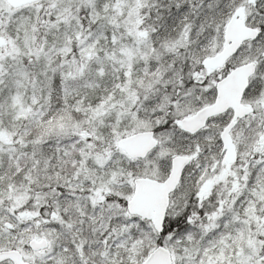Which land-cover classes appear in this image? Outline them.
<instances>
[{
  "label": "snow or ice",
  "instance_id": "1",
  "mask_svg": "<svg viewBox=\"0 0 264 264\" xmlns=\"http://www.w3.org/2000/svg\"><path fill=\"white\" fill-rule=\"evenodd\" d=\"M0 264H264V0H0Z\"/></svg>",
  "mask_w": 264,
  "mask_h": 264
}]
</instances>
